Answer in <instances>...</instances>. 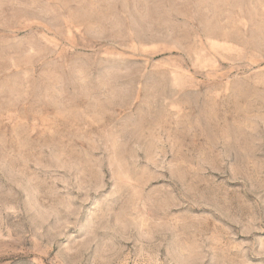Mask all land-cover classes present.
<instances>
[{"label": "rangeland", "instance_id": "1", "mask_svg": "<svg viewBox=\"0 0 264 264\" xmlns=\"http://www.w3.org/2000/svg\"><path fill=\"white\" fill-rule=\"evenodd\" d=\"M0 264H264V0H0Z\"/></svg>", "mask_w": 264, "mask_h": 264}]
</instances>
